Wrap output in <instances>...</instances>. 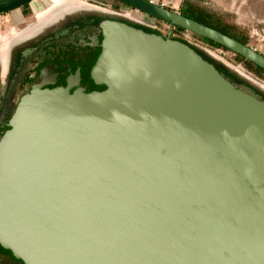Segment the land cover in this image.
<instances>
[{
	"label": "water",
	"instance_id": "95a60500",
	"mask_svg": "<svg viewBox=\"0 0 264 264\" xmlns=\"http://www.w3.org/2000/svg\"><path fill=\"white\" fill-rule=\"evenodd\" d=\"M119 1L264 69L216 28ZM101 27L92 76L106 88L36 85L0 140L2 246L25 264H264V99L172 30Z\"/></svg>",
	"mask_w": 264,
	"mask_h": 264
},
{
	"label": "flooded vegetation",
	"instance_id": "af4514ba",
	"mask_svg": "<svg viewBox=\"0 0 264 264\" xmlns=\"http://www.w3.org/2000/svg\"><path fill=\"white\" fill-rule=\"evenodd\" d=\"M114 2L135 9L119 0ZM49 3L50 0L41 3L32 0L16 9L0 13V16H6L19 11L16 16L13 13L12 18L6 19L8 26L5 24L7 27L4 31L0 28V32L12 27L9 21L17 28L25 26L36 18L38 10ZM95 6L97 8L79 4L64 7L46 19L43 17L47 14L42 13L38 21L27 29L36 31L23 37L7 39L4 49L0 46V140L10 128V120L22 98L36 85L43 88L64 87L70 92L79 89L86 92L101 91L106 88L104 84H97L92 76V69L102 51L104 34L101 22L105 19L122 21L123 13ZM42 20V24L37 27ZM0 264L25 263L0 243Z\"/></svg>",
	"mask_w": 264,
	"mask_h": 264
},
{
	"label": "rangeland",
	"instance_id": "374dc122",
	"mask_svg": "<svg viewBox=\"0 0 264 264\" xmlns=\"http://www.w3.org/2000/svg\"><path fill=\"white\" fill-rule=\"evenodd\" d=\"M42 1L43 0H38L39 3H41ZM60 1L62 0H57V2L55 3H58ZM76 1H79L84 4L77 3ZM154 1L158 4H163L177 11H180L182 4H186L187 2L200 5L205 9H207L212 14H215L223 22L236 26V31L239 34H244L247 36L249 45H251L256 50L264 54V0H154ZM64 2L67 3H64L61 6L54 7L52 14L57 10H61V8L62 9L64 7L70 8L72 6H77L78 4L83 7H89V8H97V6L95 5H99L102 7L114 9V11L117 10L123 13V15L125 14L124 16L123 15L121 16L122 18L129 19L130 21H133L135 23L141 24L149 28L152 27L153 29L161 32L164 36H167L169 31L172 29L173 37L184 38L193 45L202 48L203 50L208 52L211 56L223 62L225 65L228 64L229 67L231 66L230 68L234 69L235 72L248 79L250 82H252V84H254V86H257L260 90L264 92V78L256 74L253 70L249 69L246 66V64H244V62H237V60L235 59V54L233 52L222 48L211 47L207 43L203 42L200 38L195 36L193 32L189 30L178 29L175 27L172 28L169 24H167L163 20L153 18L150 15L142 11H139L137 9L133 10L127 6H122L121 4L114 2V0H66ZM112 4H114V6H112ZM51 5L53 4L52 1L50 0L49 5L42 8L41 10H38L36 18L34 20L32 19L33 21L31 20V22L25 24V26H23L24 28L23 27L17 28L13 24V22L9 21L12 27H9L3 33L0 32V35H3L5 38L7 37L10 40L11 38L14 37L17 38L20 37L21 35L23 37L26 36L27 34L33 33L36 30L29 31L27 29L31 25L35 24L38 21L40 15L44 13L49 7L51 8ZM18 12L19 11L17 10L14 11L13 13H15L14 15L16 16ZM13 13H10L6 16H0V28H2L3 31L5 30V26H6L5 24H7L8 26V22H6V19L12 18ZM43 18L46 19L48 18V16H45ZM43 20L40 21L37 27H39L42 24Z\"/></svg>",
	"mask_w": 264,
	"mask_h": 264
},
{
	"label": "trees",
	"instance_id": "16d2710c",
	"mask_svg": "<svg viewBox=\"0 0 264 264\" xmlns=\"http://www.w3.org/2000/svg\"><path fill=\"white\" fill-rule=\"evenodd\" d=\"M180 12L185 15L186 17L195 19L201 23H204L210 27L216 28L219 31L239 40L240 42L244 43V44H249L248 38L246 35L244 34H239L236 31V26L232 25V24H227L225 22H223L220 18H218L215 14H212L211 12H209L207 9H205L204 7L191 3V2H187L186 4H182L181 6V10ZM124 22H127L128 24H131L133 26L139 27L144 29L145 31L148 32H155V33H159L161 34V32L153 29V28H149L146 26H143L141 24L132 22L128 19H121ZM178 29H184L182 27H175ZM193 34L195 36H197L198 38H200L203 42L207 43L208 45H210L211 47H215V48H222L228 51H231L229 49H227L226 47L222 46L221 44H218L212 40H210L209 38L200 36L196 33L193 32ZM175 39H179L183 42L188 43L190 46H192L197 52H199L205 59H207L208 61L212 62L217 69L224 75L226 76L228 79H230L232 82H234L237 85H240L244 88L249 89L250 91L254 92L256 95L262 97L264 99V92L262 90H260L257 86H254V84H252V82H250L248 79H246L245 77L239 75L237 72H235L234 69L230 68L229 65H225L223 62L217 60L216 58H214L213 56H211L208 52H206L205 50H203L202 48H199L195 45H193L192 43H190L189 41L185 40L184 38H176L173 37ZM233 52V51H231ZM235 54V59L237 60V62H244V64H246V66L253 70L256 74H258L259 76H261L262 78H264V69L260 66H258L257 64L253 63L250 60H247L245 57H243L240 54H237L235 52H233Z\"/></svg>",
	"mask_w": 264,
	"mask_h": 264
},
{
	"label": "bare ground",
	"instance_id": "6f19581e",
	"mask_svg": "<svg viewBox=\"0 0 264 264\" xmlns=\"http://www.w3.org/2000/svg\"><path fill=\"white\" fill-rule=\"evenodd\" d=\"M52 1V4L53 5H51V8L49 7L45 12H44V14H47V16H49L51 13H52V10H53V8L54 7H56V6H61V5H63L64 3H67V2H64V1H66V0H62V1H60V2H58V3H55V2H57V0H51ZM77 3H81V2H79V1H76ZM70 3V2H69ZM81 4H84V3H81ZM24 28V27H23ZM11 33H13V32H11ZM7 37L5 38V37H0V46L4 49L5 47H6V42H7ZM247 77V76H246Z\"/></svg>",
	"mask_w": 264,
	"mask_h": 264
},
{
	"label": "built area",
	"instance_id": "2783aa9c",
	"mask_svg": "<svg viewBox=\"0 0 264 264\" xmlns=\"http://www.w3.org/2000/svg\"><path fill=\"white\" fill-rule=\"evenodd\" d=\"M112 12H115V11H112ZM152 28V27H151Z\"/></svg>",
	"mask_w": 264,
	"mask_h": 264
}]
</instances>
